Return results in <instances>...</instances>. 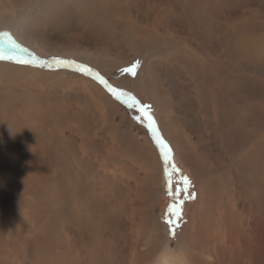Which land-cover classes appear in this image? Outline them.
<instances>
[{
	"label": "rangeland",
	"instance_id": "rangeland-1",
	"mask_svg": "<svg viewBox=\"0 0 264 264\" xmlns=\"http://www.w3.org/2000/svg\"><path fill=\"white\" fill-rule=\"evenodd\" d=\"M28 1L34 4H31L34 9L29 21L22 25L27 24L23 27L25 41H20L9 25L0 28V33L10 34L0 35V54H13L9 48V39H13L26 49L18 55L30 61L25 65L0 60L28 68L23 78L16 73L0 75V94L3 97L0 99V108L3 111L8 110L7 122L13 126L8 130L3 144L0 143V148L5 147V157L14 155L17 159L27 149L26 145L30 144L32 138L31 130L27 127L32 125L31 122L38 124L44 119L48 128L43 133L46 135L41 146L46 147L49 157L55 150L69 151L66 138L76 137L73 139L76 143L75 154L92 171L93 178L89 182V189H98L100 192L95 194V199L94 194H91L90 204L97 207L94 216L87 212V217L83 218L91 232V241L83 250H79L81 239L74 234L77 230L73 229V224L68 227L64 224L68 217L59 219L57 208L54 209V204L50 201L52 197L55 198L54 188H59L61 180H58L60 176L54 172L51 175H54V180L47 179L54 166L44 172L40 171V178L32 175L33 178L26 182L21 175L19 179L7 174L0 162V264H60V259L63 264H87V260L82 262L77 256L78 250L95 258L89 264H115L117 261V264H132L129 259L135 251H131L130 247L122 250V243L131 242L139 231L147 235L154 234L158 248L149 264H155L156 257L165 251L168 242L177 251L183 241L185 229H191V224L194 229L191 217L194 214L195 218L199 217L197 212L200 209L201 212L208 210L210 184L218 176L208 170L213 161L209 155L189 140L183 127L173 126L169 111L166 113L168 118L162 123V112L158 108L160 102L156 101L151 84L154 83V71L147 69V66L160 63L167 65L179 56L191 53L190 45L181 34L182 28H190L197 37L205 41L208 37L217 38L220 50L229 55L232 53V46L242 36L248 35L255 28L264 31V9L253 11V5L264 0H98L104 6V15L111 20L108 24L91 20L85 12L83 0H40L38 6L36 0ZM0 4L1 14L18 19L20 7L11 6V0H0ZM149 14L152 15V21L145 28L140 19ZM23 19H26L25 15L20 17V22ZM154 19L161 26V31L156 29ZM215 28L217 32L214 31ZM137 32H140L138 37ZM43 36L48 37L47 43L57 44L60 40H70L79 46L75 50L66 48L50 52L42 49L45 46L40 47L38 44ZM28 41L30 42L27 43ZM133 43H147L151 51L145 55L131 52L128 47ZM235 56L238 60L242 58L239 51L233 55ZM249 61L255 73L253 82L262 87L253 86L264 91V70L257 69L264 64V57ZM144 64L145 69H142ZM79 66L85 70L74 69ZM183 68L193 80L200 73H207L215 85L225 80L223 70L213 64L190 60L183 63ZM196 83L197 81L184 82L176 89L191 91ZM232 85L236 93L224 92L228 96L227 105L229 98L243 92L235 79ZM208 90V87H204L203 90L191 92L194 103L195 99H204L210 104L214 97ZM103 91L108 92L106 96ZM199 93L201 96H198ZM242 100L245 101L244 105L234 110L232 116V109L228 106L227 109L236 129L245 127L252 135H257L250 138L247 151L250 153L254 147L259 151L264 140V114L261 112L262 116L257 115L256 110L259 107L250 100V94L243 96ZM143 105L150 107L142 109ZM111 106L114 111H111ZM15 109H25L23 115L33 117L31 120L22 119V126L18 131L16 126L20 113L15 112ZM192 110H198L196 115L200 118L198 121H202L204 129L208 121L206 114L202 118L204 110ZM148 116L152 119L149 120ZM105 117L110 124H116L124 133L138 137L141 145L149 143L147 149L160 163L151 194L144 189L145 166L134 156L122 155L116 147L114 155V152H110L112 147L106 146L107 143H113H110L111 140L102 129L106 123ZM82 139L85 143H82ZM159 142L166 144L167 148H162ZM93 145L95 148L90 149ZM52 146H56L55 149ZM217 148L218 143L216 150ZM184 154L193 158L188 160ZM220 157L222 160L225 158ZM199 164H204L207 171L199 170ZM229 165L221 175L225 177L228 189L232 191L234 168L237 166H234L233 161ZM74 169L75 172L79 170L76 166ZM231 169L233 170L227 173ZM23 180L28 188L23 187ZM250 182L245 187V195L252 208L260 212L253 214V234L257 231L258 217H264V201L258 199L255 193L259 184L264 183V172L254 173ZM208 185L210 186L207 187ZM162 186L168 193L165 197ZM159 200H163L161 204L158 203ZM170 200L175 206V203L181 205L178 215L166 223L172 229L167 228L160 217L163 209V215H166L168 207L164 204L168 206ZM77 204V201L72 200L69 203V215L74 220L75 227L78 222L75 212ZM137 204L148 208L138 217L133 213ZM103 211L110 215L108 224L97 217L96 212ZM232 218L235 219V216ZM86 228L83 224L77 227L79 230ZM109 233L112 234L109 236ZM103 234L108 239L100 236ZM236 235L242 236L240 232ZM113 237L121 242L118 244L120 248ZM101 239L105 240L104 246L110 256L103 255L98 258L95 243ZM42 243H48L49 246L44 247ZM138 243L140 251L148 248L144 242ZM28 244L33 247L38 244L42 250L29 248ZM119 249L123 251L122 260H113L112 256ZM204 252L205 258L199 253L193 255L195 264L218 262L215 255L211 258L206 249ZM225 259L228 260L227 264H264V259L240 258L237 252L234 255L226 253Z\"/></svg>",
	"mask_w": 264,
	"mask_h": 264
},
{
	"label": "bare ground",
	"instance_id": "bare-ground-1",
	"mask_svg": "<svg viewBox=\"0 0 264 264\" xmlns=\"http://www.w3.org/2000/svg\"><path fill=\"white\" fill-rule=\"evenodd\" d=\"M11 2H13V4L10 5L17 8L20 7L21 12L18 15V19L8 18L6 15L1 14L2 6L0 4V28L9 25L11 30H14V34L17 38L20 41H25L23 27L27 24H24V26L22 25L23 22L25 23L29 21L34 9L32 5L34 4L31 3V5L28 0H11ZM39 3L40 0H36V6H38ZM83 3L85 12L91 20H95L101 24H108L111 21L110 18L104 15V6L98 0H83ZM253 6V11L264 9V2L259 1ZM223 10L224 9H220V11ZM229 11L234 13L232 10ZM22 15H25L26 19H23L20 22V17ZM151 16L152 15L149 14L141 17V25L147 28L152 21ZM153 21L156 24V29L161 31V26L157 24L155 19ZM214 31L217 32V28H215ZM181 34L190 45L191 53L189 55L179 56L170 64L165 65L160 63L158 65H149L147 66V69L154 71V83L151 84L154 89V94L157 97L156 101L160 102L158 108H160L162 112V123H165V118H168L166 113L169 111L173 126L183 127L185 132L189 135V140L196 144L200 150L205 151L213 160L210 163L212 167L208 168V170L215 173L218 177L214 178L210 184L211 190L209 189V198L207 200L208 210L201 212L200 209V212H197L199 215L197 218H195V214L192 217L190 216L194 224V229H192V224L191 229H185L183 241L179 244L177 249L178 253L168 242L165 251L156 257L155 264H195L193 255L199 253L201 257L205 258V249L208 251V255L211 258L215 255L218 260L215 264H227L228 260L225 259L226 253L234 255L235 252L238 253L240 258L264 259V217H258L257 231L252 234L251 226L253 214H258L260 212L255 208H252L245 195V187L251 183V176L257 172H264V140L259 151L254 147L249 153L246 148L250 144V138L257 135H252L245 127L236 129V124L231 117L234 110L244 105L245 101L242 100V97L249 94L250 100L256 103L259 107L258 110H256L257 115L262 116L261 112L264 114V91L256 88L262 86L254 84L253 76L255 73L251 68V62L249 61H255L264 57V31L255 28L251 30L248 35L242 36V38L232 46V53L229 55H226L224 51L220 50V42L217 38L208 37L205 41L202 38L197 37L190 28H182ZM139 35L140 32H137L136 37ZM48 41V37L43 36L38 44L40 47L45 46L42 49L49 50L50 52L60 51L61 49L65 50L66 48L75 50L79 46L78 43H71L70 40H60L57 44L52 42L47 43ZM29 42L30 41L27 43ZM46 43L48 46L45 45ZM128 50L145 55L147 52L151 51V47L147 43H144L143 45L133 43L128 47ZM237 51L242 54L240 60L237 59V56L233 57ZM190 60L197 63H209L220 67L223 70L222 73L225 76V80L219 85H215L207 73H200L199 77L196 80H193L183 68V63ZM142 69H145V64ZM257 69L258 71L264 70V64L258 66ZM27 70L28 68L26 67L0 61V75L2 76L4 74L16 73L18 77L23 78V74ZM234 79L237 84L242 87L243 92L238 96H232L229 98V103L227 105L226 99L228 96L227 94H224V92H229L231 94L236 93V90L232 85ZM190 81H197L193 90L176 89L179 84ZM204 87L209 88L208 93L212 94V97L214 98L211 100L210 104L204 99H195V107V103L190 96V93L195 90H203ZM103 93L106 96V93L108 92L103 91ZM198 96H201V93H199ZM0 99H3L1 94ZM227 106L232 109L231 116ZM192 108L204 110L202 118H204L206 114L208 119L207 126L204 129L202 128V121H198L200 118L196 115L198 110H192ZM111 111H114L113 106H111ZM15 112L20 113L16 126V131H18L19 127L22 126V119L31 120L33 117L30 115H23L25 109H15ZM7 114L8 110L3 111L2 108H0V143L2 144V141H5V136L8 133V130L13 127L7 122ZM44 123H46L44 122V119L38 124H35L34 122L30 123L32 125L27 127L30 128L32 133L30 144L28 143L26 145L27 149H25L17 159L14 155L11 157H5L7 151L4 146L1 147L0 162L3 164L4 171L7 174L19 179L23 178L26 182L33 178L32 175L37 177L40 171L44 172L47 169H50V166H54L49 172L47 179L54 180V175L51 177L54 172L55 175L58 174L60 176V178L58 177V180L61 179L65 182L59 180V188L57 186L54 188V191H56L55 198L52 197L50 201L54 204L53 208H57L59 219L62 217H68V221L64 222V224H66L67 227L73 224V229L77 230V233L74 234L81 239L80 248L78 249L83 250V248L88 245V242L91 241V232L89 231L88 226L83 222V218L87 217V212L90 216L95 213L97 207L90 204L91 194H94L95 199V194L100 192V190L96 189L90 191L89 189V186L91 185L89 182L92 180L93 175L91 169L86 167L83 164V161L75 154L76 143L73 139L76 137L70 136L66 138L69 151L59 152L58 150H55L52 152L51 157H49L46 147L44 145L41 146V142L46 135H43V133L46 132L48 128ZM102 129L105 130L107 138L111 140L110 143H113V145H110L109 143L106 145L112 147L110 152H114L115 155L116 147L122 155L134 156L139 163H142L145 166L146 174L143 177L144 189L151 194L154 182L157 179L156 172L160 163L154 154L147 149V144L149 143L145 142L141 145L138 141V137L136 138L135 136H130L129 134L124 133L116 124H110L107 119ZM81 141L82 143H85L83 139ZM175 142L176 139L174 143ZM217 143L218 148L216 150ZM55 147L56 146H52L53 149H55ZM92 148H95L94 145L91 146L90 149ZM217 153H219V155H217ZM80 154L82 156L81 150ZM220 156H224V160H222ZM185 157L188 160L193 158L188 155H185ZM231 161H233L234 166H237L234 168L235 181L232 191L228 189L226 179L221 175V172L230 167L229 164ZM210 164L208 163V165ZM75 166L79 169L76 171L77 173L75 172L76 169H74ZM204 167V164L198 165L199 170L207 171V168ZM232 170L233 169L229 170L227 173ZM20 175L22 176L21 178ZM25 181L23 180L24 183ZM259 185L260 186L257 187L255 193L257 194L258 199L264 201V183ZM23 187L28 188L26 183L23 184ZM36 188L38 187H34V189ZM103 193H105V191H103ZM71 200L73 202H78L75 206V212L78 219L76 227L74 220L69 215V203ZM146 209L148 208L142 207V204H137L133 209V213L138 217V215ZM262 212L263 210H261V213ZM96 213L98 214L97 217H100L106 224H108V219L110 217L109 214L104 211ZM232 216H235V219H233ZM115 217L116 216L114 215V218ZM149 221L151 223L150 218ZM81 224L87 227L86 230L77 229ZM237 232H240L242 236H237ZM111 234L112 233H109V236ZM100 236L102 238L107 237L106 234ZM113 240L116 242L117 247L120 248L118 244L121 242L116 241L115 237H113ZM104 241V239H101L99 242L97 241L95 243V247L98 248L96 249L98 258L103 255L110 256L104 246ZM140 241L144 242V245L148 248L140 251L138 247V242ZM122 244V250L130 247L131 251H135L131 253V259H129V262L132 264H149L158 248L157 241L154 239V234L147 235L142 231H139L131 242H124ZM42 246L48 247L49 244L42 243ZM28 247L42 250V248H40L41 246H38V244H36L35 247L28 244ZM79 250L77 251V256L80 257L82 262L87 260V264H89L91 260L95 259L91 257L90 254L85 255L84 253L79 252ZM122 250L119 249V252L112 256V259L122 260L124 256ZM59 262H62L60 264L64 263L62 259H60ZM118 262L119 261L114 263L117 264Z\"/></svg>",
	"mask_w": 264,
	"mask_h": 264
},
{
	"label": "snow or ice",
	"instance_id": "snow-or-ice-1",
	"mask_svg": "<svg viewBox=\"0 0 264 264\" xmlns=\"http://www.w3.org/2000/svg\"><path fill=\"white\" fill-rule=\"evenodd\" d=\"M0 35L10 36V34H8V33H0ZM9 48L13 54L12 55L0 54V60H10V61L17 63V64H28V63H30V61L23 59L20 55H18V53H22V52L26 51V49H24L18 43H16L15 40L9 39ZM33 59H35V57H33ZM57 62H60V61H57ZM131 106L132 105H129V107H131ZM149 107L150 106H148V105H143L142 109L143 108H149ZM145 115H147V113H145ZM148 119L151 120L152 119L151 116H148ZM159 143H161L162 148H167L166 144H164L162 142H159ZM170 151L171 150L169 149V152Z\"/></svg>",
	"mask_w": 264,
	"mask_h": 264
},
{
	"label": "flooded vegetation",
	"instance_id": "flooded-vegetation-1",
	"mask_svg": "<svg viewBox=\"0 0 264 264\" xmlns=\"http://www.w3.org/2000/svg\"><path fill=\"white\" fill-rule=\"evenodd\" d=\"M167 170H168V169H167ZM169 173H170V170H169ZM165 180H166V178L164 177V181H165ZM162 189H163V195H164V197H165V195H168V193L165 192L166 190H165V187H164V186H162ZM164 197H163V198H164ZM168 197H169V196H168ZM162 201H163V200H159L158 203L161 204ZM175 204H176L177 206H175V205L171 202V200H170L168 206H167V204H164L166 207H168V208H166V215H163L164 209H163L162 206H161V208L163 209L162 212H161V214H160V217H161V219H162V223H164L165 226H167V228H171V229H172V226H170V225H168V224H166V223L169 222V219H170V218H174L175 216L178 215L177 213L179 212V208L181 207L180 204H177V203H175Z\"/></svg>",
	"mask_w": 264,
	"mask_h": 264
},
{
	"label": "trees",
	"instance_id": "trees-1",
	"mask_svg": "<svg viewBox=\"0 0 264 264\" xmlns=\"http://www.w3.org/2000/svg\"><path fill=\"white\" fill-rule=\"evenodd\" d=\"M57 61L63 62L62 60H57ZM39 67H40V66H39ZM41 68H43V67H41ZM43 69H46V68H43ZM74 69H76V70H78V71H80V70H85V68H84V67H81V66H79V67H77V68H74ZM81 72L87 74V73L84 72V71H81Z\"/></svg>",
	"mask_w": 264,
	"mask_h": 264
}]
</instances>
